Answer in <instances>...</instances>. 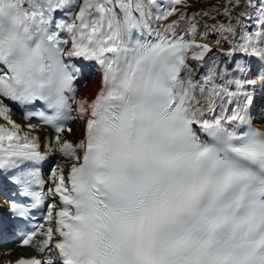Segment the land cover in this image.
Wrapping results in <instances>:
<instances>
[{"label":"snow or ice","instance_id":"snow-or-ice-1","mask_svg":"<svg viewBox=\"0 0 264 264\" xmlns=\"http://www.w3.org/2000/svg\"><path fill=\"white\" fill-rule=\"evenodd\" d=\"M72 2L0 0V173L15 170L10 180L30 201L10 200L12 215L28 219L45 206L39 166L47 153L73 161L66 175L53 167L48 177L47 194L59 203L46 205L38 250L56 256L16 264H264V131L248 115L247 87L256 81L227 78L215 60L202 84L192 79L188 59L203 67L212 49L175 27L186 20L194 35L195 15L180 13L163 32L147 23L152 7L165 20L183 0L165 8L157 0H82L71 21H55L54 12ZM247 4L258 11L256 29L237 37L231 23L214 27L231 36L229 56L264 64V0ZM71 58L99 66L91 101L76 97L84 69ZM250 70L242 61L234 69ZM258 78L264 83V72ZM238 97L246 98L243 107ZM8 102L25 108V120L50 126L55 147L42 152L30 134L35 126L25 132L10 119ZM73 111L85 121L77 144L61 135ZM36 235L33 229L22 244Z\"/></svg>","mask_w":264,"mask_h":264},{"label":"bare ground","instance_id":"bare-ground-1","mask_svg":"<svg viewBox=\"0 0 264 264\" xmlns=\"http://www.w3.org/2000/svg\"><path fill=\"white\" fill-rule=\"evenodd\" d=\"M165 2L168 5V0H165ZM185 5H187V6H185ZM214 5H215L214 2H205L204 5L203 4L202 5H198L196 0H183L182 4L176 6L178 11L173 16H170L169 19L161 20L163 22L162 26H164L165 24H171L173 21H177L179 16H180V13H184L186 17L195 15V20L192 21L197 26L196 32H195L194 35H193V33L187 31L188 23H187L186 20H179L178 25L175 27V31L177 32V31L183 29L184 31H186V35H188L191 38L195 39L198 43H206V44H208L211 47V49H212V51L206 56L205 61L203 62V65H204L203 67L200 66V63H196V62H190L189 63L188 62V64L191 67V77H192V79L195 80L197 83H200V84L203 83V77L207 76L206 74L209 73V64L212 62V60H215V61L218 60V58H217L218 54H216L214 49L221 50V51H223V49L224 50L226 49L225 48L226 45L225 46L221 45L222 44L221 41H223V40H222V38L220 36H218L213 31L212 32L211 31L203 32L201 30V25L200 26L198 25V23H199L198 19H197L198 15H196V14H199L198 13L199 10L204 9V11L209 12L210 9H211V11H213ZM79 7L76 8L74 13L71 12V7L68 8L66 15L67 16H74L79 11ZM150 12H151V16L149 18L150 22H152L154 20L155 23L158 24L159 21L154 19V16L156 15V12H157L156 8L152 7L150 9ZM212 14L215 15V11H213ZM259 19H260V17H259ZM209 23L211 24V21ZM214 23H212V24H214ZM234 25L235 26L239 25V23L235 22ZM209 32H211V34L207 35V33H209ZM201 37H203V39H201ZM224 40H226V38H224ZM218 41H219V43H217ZM229 51L230 50H228V52ZM244 59L246 61L243 60V62H246V66H247V64H250V66H251V70L247 73L246 76L243 75V74L240 75L238 73H236V76L232 75L230 73V70H231L230 64H226L225 66H221V64H218L217 65V72H219L221 69H224V70H226L227 78H229V79L240 78V79L255 80L256 81L255 84L249 85L247 87V92L253 91L254 89H255V91H257L259 93L264 92V84L258 79V77H256V78H252L251 77L253 73H257V71L254 72L252 69H254L258 65H261L263 67V69H264V64H262L260 61L255 60V59L250 60V61H249V59L247 57H245ZM228 63H229V61H228ZM78 66H80V67H82L84 69V74L82 76L83 82H86L88 79H89V82L87 84H85V85H83V84L80 85L76 97H77V99L83 98V99H87V100L91 101L94 98V96L97 93L98 88H99V86H98V76H95L93 74V71L90 69V67L88 65H85V64H82V63L78 62ZM220 67H223V68H220ZM217 82L218 83H223V81L219 80V78H217ZM254 86H256V87L254 88ZM233 88H234V86H233ZM196 95L199 98L200 93H199L198 90L196 92ZM237 99H238L239 103H243V101H244V97H238ZM256 100H257L256 105H258L257 112H259L261 110L262 106H260V100H259L258 97H256ZM200 103L204 104V103H206V100L200 99ZM219 104H220V101H217L218 107H217V110H216V115L220 114ZM224 106L225 107H235L236 103L234 102L233 104L228 105L227 102L225 101ZM205 116L210 117L211 113H209L208 111H205ZM81 123H82V126H83L84 120L78 118L77 114L75 113V117L73 118V122L71 124L72 131H71L70 134H73L74 130H80L79 127H77L76 125L77 124L80 125ZM261 126L264 128V123H262ZM67 137H68V133L65 132V138L67 139ZM48 140H49V145L51 144L52 146H55V144H54L55 136H50ZM45 141H47V139ZM59 168H62L64 171L65 170H69L70 165L66 164V163H62V165H59ZM22 251H26V250H21V249H17V248H10V249H8L6 251H1L0 252V264H2L5 261L10 260L11 258H13L16 255H18L19 253H21Z\"/></svg>","mask_w":264,"mask_h":264},{"label":"rangeland","instance_id":"rangeland-1","mask_svg":"<svg viewBox=\"0 0 264 264\" xmlns=\"http://www.w3.org/2000/svg\"><path fill=\"white\" fill-rule=\"evenodd\" d=\"M196 2L198 3V5H202V4L204 5L205 2H214L215 3V5L213 7V9H215V10H213V11H215V15L212 14L213 11H211V9L209 12L204 11V9H201L198 12L199 15L197 16V19L199 22L198 25L199 26L201 25V30L203 32H208V31L215 32L223 40V41H221L222 42L221 45L222 46L226 45L225 46L226 49L225 50L223 49V51L214 49L216 54H218L217 55L218 60H216V62H217L216 65L221 64V66H225L226 64H230V66H231L230 73L232 75L236 76V73L242 75L241 73L234 71V69L236 68V64L238 61H242V62H243V60L246 61L244 59L245 56L239 52L233 54L232 56H229L227 53H228V50H230L229 41L231 40V36H227V35L221 36L215 30L214 26H216V24L219 25V23L220 24L231 23L236 28V33H235L236 36L239 37L242 34L243 30L252 31V30L257 28V21L259 20V15H258L257 9L249 7L247 4V0H231V2H229V0H196ZM256 3H257V5H259L260 0H256ZM226 7L230 10L229 14H230L231 19H229L227 16L223 15L224 9ZM205 12L208 13L207 16L204 15ZM249 16L251 17V19H249ZM210 21H211V24L214 22L215 23L211 25L209 23ZM235 22L239 23V25L235 26L234 25ZM211 32L207 33V35L211 34ZM224 38H226V40H224ZM228 61H229V63H228ZM211 63L209 65H211ZM258 66L260 68V65H258ZM258 66H256L252 70L254 72L255 71L258 72ZM220 68H223V67H220ZM208 74L209 73H207L206 75H208ZM76 126L79 127L78 124Z\"/></svg>","mask_w":264,"mask_h":264}]
</instances>
